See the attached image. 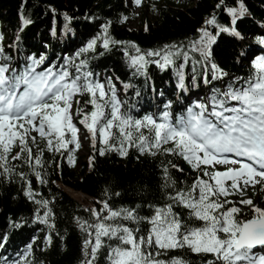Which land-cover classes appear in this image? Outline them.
<instances>
[{"label": "trees", "instance_id": "16d2710c", "mask_svg": "<svg viewBox=\"0 0 264 264\" xmlns=\"http://www.w3.org/2000/svg\"><path fill=\"white\" fill-rule=\"evenodd\" d=\"M219 2L186 0L176 3L167 0L164 4L155 5L153 19L142 21L140 27H132L129 21L135 19L137 13L128 0H0V23L4 32L0 47L3 48V56L11 58L7 62L18 69L27 57L44 55L47 59L38 70L67 64L69 71L74 72L73 65L83 58L87 62V70L94 73L95 80L106 85V90L109 80L115 85L116 96L122 102L121 111L134 118L159 116L165 105H169L168 110L175 117L185 112L194 101L206 100L213 88L224 90L227 84L237 79L242 81L254 71L250 56H264V44L259 42L264 39V0H243L247 13L237 20L235 26L240 36L220 32L211 45L212 61L227 74L221 81L205 84L198 74L201 66L196 65L194 82L192 64H189L185 68V88L182 90L173 68L161 70L156 64L149 63L146 73H136L125 49L135 55L132 45L141 52L159 50L165 45L187 46L198 38V30L202 28L216 34L218 29L205 22L215 15L219 25L229 27L231 17L225 6H238L239 0H225V5L217 8ZM145 3L149 4L148 1ZM26 19L30 23L25 24ZM104 25H108L110 40L118 43H110L109 48L104 49L98 39L93 51L78 57L77 53L82 48L103 34ZM191 55L194 63L198 54ZM125 85L129 87L125 88ZM89 99L90 96L84 93L72 99L76 102L72 122L86 129L80 121L83 113L92 110V105L87 103ZM89 135V153L82 159L69 145L68 150L60 152L48 150L46 141L37 132H31V136L37 138L36 144L29 139L33 154H39L43 149L41 164L37 165L33 159L31 167L26 153L20 160L12 159L20 152L18 146H13L8 154L9 165H14L13 174L0 177V238L3 243L0 264H5V261L7 264H25V258L27 264H82L90 258L85 253L90 251L91 244L88 248L85 244L90 240L94 242V235H89L93 230H85L82 224L96 222L93 210L85 207L61 185L97 199L98 211L103 209L104 202L115 210L135 209L141 220L107 223L130 227L136 230L134 234L137 236L148 235L151 225L144 218L152 217L157 208L169 204L188 226L202 223L189 215V209L174 204L171 197L177 190L191 188L198 177L207 180L203 171L205 167L210 171L209 166L201 165L197 169L178 155L166 154L162 150L155 155L148 151L141 153L135 147H128L127 154L123 156L116 150H106L104 155H100L99 149L105 146L100 143L98 134L95 142L91 132ZM36 172L40 173V178ZM19 173L24 174V179ZM29 185L32 198L25 195ZM246 195L264 201V180L244 188L243 196L234 193L220 199L231 201L234 197ZM37 201H47V207ZM232 206L230 203L225 207ZM45 211H50V215L47 223H41L37 213L43 218ZM101 215L107 213L101 212ZM252 215L248 210H241L237 218L248 219ZM102 240L103 246L94 263L110 264L109 246H117L118 241L106 237ZM146 250L154 254L162 252L156 258L165 261L179 258L185 264H208L209 261L215 264L213 254L193 253L186 246L167 251L155 247Z\"/></svg>", "mask_w": 264, "mask_h": 264}, {"label": "snow or ice", "instance_id": "6c2138e0", "mask_svg": "<svg viewBox=\"0 0 264 264\" xmlns=\"http://www.w3.org/2000/svg\"><path fill=\"white\" fill-rule=\"evenodd\" d=\"M135 3L139 6L142 0H135ZM222 5L225 0H220L216 7ZM225 11L231 17L229 27L219 25L213 15L205 23L218 32L213 34L208 28L199 29L200 35L190 45H165L162 49L147 52L132 45L135 55L125 49L131 67L140 74L146 73L149 63L156 64L161 70L173 68L182 90L185 88V68L189 64H192L194 82L196 65L201 66L198 74L205 84L223 80L227 74L212 61L211 45L220 32L240 36L235 26L237 20L246 15L247 8L243 0H239L238 6H225ZM24 23L30 21L26 19ZM102 33L77 56L93 51L98 39L104 49H108L110 43H118L108 37V25L102 27ZM259 42L264 44V39ZM192 53L198 54L194 63ZM10 59L3 56L0 47V60L3 61L0 62V177L13 174L14 165L8 163L13 146L20 148L13 160H20L26 153L30 167L33 159L37 165L41 164L43 149L34 155L29 146V139L31 143H37V138L31 136L33 131L46 141L50 151L68 150L69 144L76 143L78 129L72 122L70 109L73 97L81 93L90 96L87 103L92 105V110L83 113L80 122L92 133L94 142L98 134L100 143L105 146L99 149L100 155L106 150H116L123 156L128 147H135L141 153L148 151L155 155L162 150L166 154L178 155L197 169L201 165H239L225 171H208L205 167L203 176L208 177L207 180L198 177L191 188L177 190L171 197L174 204L189 209V215L202 222L199 226H188L169 204L157 208L152 217L144 218L151 225L148 235L137 236L134 234L136 230L130 227L107 223L118 220L137 222L142 218L136 210H115L104 202L103 209L93 210L96 222L82 224L85 230H93L90 236L94 235V242L90 240L85 244V248L89 244L91 248L85 253L90 258L83 264H94L104 237L118 241L117 246H109L110 264H185L179 258L170 261L157 259L162 252L154 254L146 250L155 247L167 251L185 246L193 253L213 254L215 264H264V251H261L264 249V209L255 206L250 198L242 199L239 203L251 206L253 215L238 219L241 209L236 206L226 208L231 201L220 199L234 193L243 196L244 188L264 180V56L253 60L254 71L248 78L237 79L227 84L224 90L213 88L206 100L194 101L182 114L173 117L169 105H165L159 116L145 115L142 118L121 111L122 102L116 96L115 85L109 80L106 90V85L95 80L94 73L87 70L83 58L73 65L74 72L69 71L67 64L38 70L47 59L44 55L27 57L19 69L7 62ZM68 133L70 138H67ZM169 144L172 147H163ZM19 175L24 179L23 173ZM36 176L40 178V173L36 172ZM25 195L33 197L30 185ZM37 203L46 208L48 202ZM101 212L107 215H101ZM49 215L50 211H45L43 218L39 213L37 218L41 223H47ZM0 247H3L2 238Z\"/></svg>", "mask_w": 264, "mask_h": 264}, {"label": "rangeland", "instance_id": "374dc122", "mask_svg": "<svg viewBox=\"0 0 264 264\" xmlns=\"http://www.w3.org/2000/svg\"><path fill=\"white\" fill-rule=\"evenodd\" d=\"M145 1H148L149 4L146 5ZM167 0H142L141 5H136L135 0H128L129 5L131 8L134 10V12L137 13V17L135 19H132L129 21L130 25L132 27H140L142 25V21H148L150 19L154 18V9L155 5L157 4H164ZM168 1H175L176 3H182L186 0H168ZM2 24L0 23V36L4 35V32L2 30ZM249 37V36H248ZM261 56V55H252L250 56V60H254L256 57ZM118 92L120 90L118 89ZM72 106L70 109L71 116L75 114L76 112V102L72 100L71 102ZM74 124V123H73ZM78 129L77 132V141L76 143L79 144V147L76 146V143L69 144V147L72 150H76L78 154L82 156V159L88 156L89 149H90V135H89V130L86 129L84 126H77L75 125ZM67 138H70V133L67 134ZM230 158H235V157H230ZM239 165H232V164H216L214 166H209L210 171H225L228 168H233V167H238ZM257 177L256 179H258ZM205 179H208V177H205ZM228 183H231L230 181ZM252 185V184H250ZM251 199L253 201V204L257 207H260L261 209H264V201H261L260 199L254 198L252 195H246L245 197H234L231 200V203L240 208L241 210H248L251 213H253L251 206L244 205L239 203L242 199ZM80 200V199H79ZM83 205L91 210L98 211V201L95 200L92 197H85L80 200ZM88 259V258H86ZM83 264V263H82ZM95 264V263H94Z\"/></svg>", "mask_w": 264, "mask_h": 264}, {"label": "bare ground", "instance_id": "6f19581e", "mask_svg": "<svg viewBox=\"0 0 264 264\" xmlns=\"http://www.w3.org/2000/svg\"><path fill=\"white\" fill-rule=\"evenodd\" d=\"M61 186H62V188H65L68 192H70L74 197H76V198H78L80 200H82V198L89 197L88 195H86V194H84V193H82L80 191H76L74 189H71V188L63 186V185H61Z\"/></svg>", "mask_w": 264, "mask_h": 264}, {"label": "water", "instance_id": "95a60500", "mask_svg": "<svg viewBox=\"0 0 264 264\" xmlns=\"http://www.w3.org/2000/svg\"><path fill=\"white\" fill-rule=\"evenodd\" d=\"M70 193V192H69ZM71 194V193H70ZM72 195V194H71ZM73 196V195H72ZM76 198V197H75ZM78 199V198H77ZM79 200V199H78ZM95 200H97V199H95Z\"/></svg>", "mask_w": 264, "mask_h": 264}]
</instances>
